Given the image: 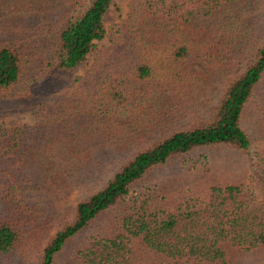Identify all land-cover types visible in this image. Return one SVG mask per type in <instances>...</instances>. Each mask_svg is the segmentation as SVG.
Returning <instances> with one entry per match:
<instances>
[{"label": "trees", "instance_id": "16d2710c", "mask_svg": "<svg viewBox=\"0 0 264 264\" xmlns=\"http://www.w3.org/2000/svg\"><path fill=\"white\" fill-rule=\"evenodd\" d=\"M110 2L0 0V264H264V0Z\"/></svg>", "mask_w": 264, "mask_h": 264}, {"label": "rangeland", "instance_id": "374dc122", "mask_svg": "<svg viewBox=\"0 0 264 264\" xmlns=\"http://www.w3.org/2000/svg\"><path fill=\"white\" fill-rule=\"evenodd\" d=\"M131 0H111L108 9L103 15V24L105 28V37L96 42L97 48H100L108 43V35L115 24L120 23L125 17L129 10V4ZM93 56L89 57V63L92 62ZM86 66L85 68H87ZM190 68L193 71L200 72L208 78L210 81V76L205 67L201 64L199 60H195L190 63ZM84 70L78 69L76 74H83ZM49 89L41 87V84H35L31 86L28 90L23 93H17L10 96L8 99L0 102V123L6 126H29L40 119L43 118L45 113V108L42 109L39 107V103L43 101ZM255 145L264 146V139L253 141ZM192 161L202 160L198 155H194ZM192 163V162H191ZM181 162H174L169 164L165 168V172L172 170L174 165H179ZM156 178H151V181H154ZM154 183H158L155 181ZM79 192L74 190L67 197H64L56 202L61 208H66L67 206L73 204L77 201ZM90 233L87 231L86 234Z\"/></svg>", "mask_w": 264, "mask_h": 264}]
</instances>
